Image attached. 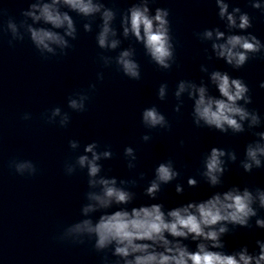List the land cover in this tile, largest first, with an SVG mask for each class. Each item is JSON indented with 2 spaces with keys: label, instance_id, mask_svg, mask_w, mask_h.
<instances>
[{
  "label": "clouds",
  "instance_id": "1",
  "mask_svg": "<svg viewBox=\"0 0 264 264\" xmlns=\"http://www.w3.org/2000/svg\"><path fill=\"white\" fill-rule=\"evenodd\" d=\"M249 2L253 9L264 15V4L259 0ZM152 3L155 0H135L130 7L119 12L118 30L114 27L118 10L106 6L104 0H31L28 8L21 11L22 19L18 22L8 15L6 9L0 8V33L9 34L10 47L14 42H23L27 38L39 55L47 60L67 55V50L73 48L71 42L78 38L77 23L70 13L86 21L82 25L86 33L93 31V24L99 18L95 40L102 52L98 54V60L103 67L109 68L114 64L124 76L139 81L141 65L135 58L136 49L131 44L121 49L124 40H134L142 45L145 55L158 69L170 70L176 64L170 11L156 7L153 12L150 8ZM215 5L225 30L217 26L194 33L201 42H211L212 55L207 58L211 60L214 55L234 70L243 68L257 54L264 58V42L247 31L253 27V18L240 7H231L230 10L229 0H215ZM117 49L121 50L115 56L104 54ZM204 51L207 53L208 49ZM200 71L208 75V82L180 80L173 93L177 101L173 110L180 112L186 95L193 102L191 117L197 128L232 135L251 132L256 139L245 146L239 166L246 173L264 168V131H254L264 124V120L256 110L247 107L252 103L248 85L227 71H209L203 64ZM103 79V73H97V81ZM209 85L214 86L218 95L210 92ZM260 87L264 88V82ZM96 88V83H90L86 90L72 93L67 100L68 109L76 113L87 111V104ZM168 91V84L161 83L157 90L158 100L164 101ZM21 119L30 120L32 114L26 112ZM41 119L61 128L71 123L70 113L58 106L41 113ZM141 124L149 130L170 131L172 127L156 105L142 110ZM141 139L148 142L152 137L144 134ZM180 145L183 147V140ZM68 146L74 153L81 147L75 139L69 140ZM123 154L128 169H135L137 155L134 148L125 147ZM113 155L110 146L100 150V144L93 141L84 145L82 154L65 160L64 172L68 176L78 170H86L88 191L80 207L83 218L64 226L53 237L54 240L72 245L91 243L92 249L102 254L101 264H264V239L255 241L258 251L250 252L244 245L231 253L223 251L226 245L222 239L237 227L252 228L253 218L254 226L264 229V217L259 214L264 211V188L234 185L200 202H189L167 211L162 203L134 206L129 210L126 206L136 199V193L131 189L137 186L138 180L117 179L104 174L101 161L110 160ZM236 161L234 150L212 147L202 157L199 175L211 188L222 186V177L228 171L227 164ZM7 166L16 175L26 178L35 177L39 172L30 159L13 157ZM180 175L173 159L160 162L144 194L156 200L162 186L177 180ZM144 178L145 173H139L138 179ZM187 185L195 188L198 180L189 177ZM175 192L182 194L184 186L177 183ZM113 208L114 211H108ZM95 213L100 215L93 219ZM189 239L196 242L195 250H190L183 242Z\"/></svg>",
  "mask_w": 264,
  "mask_h": 264
}]
</instances>
